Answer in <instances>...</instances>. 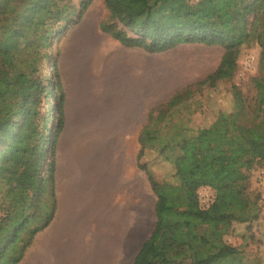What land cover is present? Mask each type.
I'll return each instance as SVG.
<instances>
[{
	"label": "trees",
	"instance_id": "16d2710c",
	"mask_svg": "<svg viewBox=\"0 0 264 264\" xmlns=\"http://www.w3.org/2000/svg\"><path fill=\"white\" fill-rule=\"evenodd\" d=\"M90 2L0 0V264H17L54 216L63 92L58 69L47 63L53 39L79 24ZM103 5L99 29L125 47L149 53L182 44L222 49L202 80L148 108L136 164L156 197L154 222L132 264H246L243 250L224 240L232 222L244 219L202 208L198 190L242 183L264 160V55L251 78L252 99L233 85V110L219 112L206 126L189 124L188 107L197 105L204 85L230 78L240 47L259 39L264 0H193L184 11L173 0H103ZM146 151L170 165L169 176L154 177L143 161Z\"/></svg>",
	"mask_w": 264,
	"mask_h": 264
},
{
	"label": "rangeland",
	"instance_id": "374dc122",
	"mask_svg": "<svg viewBox=\"0 0 264 264\" xmlns=\"http://www.w3.org/2000/svg\"><path fill=\"white\" fill-rule=\"evenodd\" d=\"M191 1L173 0V3L177 11H184ZM73 2L78 4L79 0ZM105 13L103 0H91L79 24L53 39L51 59L47 64L51 69H58L64 90H70L68 109L75 103V93L79 94L75 82L80 79L87 87V108L98 106L101 118H105L107 112L113 113L110 123H114L117 130L115 145L110 146V152L118 165V186L123 188L124 204L127 205L128 199L133 202L134 227L128 236L125 235L122 260L123 264H130L138 245L152 229L156 197L147 175L136 164L138 137L145 123H136L133 118L127 125L123 122L125 87L130 84L135 86L138 76L149 68L150 108L212 72L220 60L222 49L219 46L182 44L163 52L150 53L144 62L138 50L124 48L99 29V22ZM263 55L264 29L259 39L240 47L237 67L230 78L219 81L215 86L204 85L196 94L197 105L190 104L188 107L189 112L193 110L189 124L193 127L206 126L214 121L219 112L233 110V85L241 90L245 98L252 99L256 91L251 78L259 73ZM56 91L59 94V90ZM48 103L49 110L50 99ZM127 126L131 127L130 130L119 131ZM152 155L151 151H146L143 161H146L154 177L162 180L169 176L170 165L162 160L156 161ZM198 196L202 208L212 213H231L244 219L243 222H232L224 240L243 250L246 264H264V160L250 170L248 178L242 183L221 190L201 187Z\"/></svg>",
	"mask_w": 264,
	"mask_h": 264
},
{
	"label": "crops",
	"instance_id": "0c3cea01",
	"mask_svg": "<svg viewBox=\"0 0 264 264\" xmlns=\"http://www.w3.org/2000/svg\"><path fill=\"white\" fill-rule=\"evenodd\" d=\"M123 47L138 50L142 61L150 54L140 48ZM138 78L135 86L125 87L127 94L122 115L126 125L132 122V118L136 123H146L147 120L149 68L144 69ZM75 83L79 94L75 93V103L68 109L70 90H64L60 79L63 126L54 153V216L35 234L17 264H123L125 235L132 232L134 219L133 202L128 199L127 205L124 204V191L118 186V165L110 152V146L115 145L117 127L110 123L113 113L107 112L105 118H101L98 106L87 108V87L80 79ZM130 128L121 127L119 131Z\"/></svg>",
	"mask_w": 264,
	"mask_h": 264
}]
</instances>
